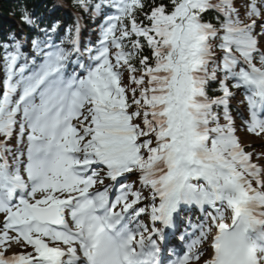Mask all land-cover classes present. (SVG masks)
I'll return each mask as SVG.
<instances>
[{
  "label": "snow or ice",
  "instance_id": "1",
  "mask_svg": "<svg viewBox=\"0 0 264 264\" xmlns=\"http://www.w3.org/2000/svg\"><path fill=\"white\" fill-rule=\"evenodd\" d=\"M70 3L0 41V264H264V0Z\"/></svg>",
  "mask_w": 264,
  "mask_h": 264
},
{
  "label": "trees",
  "instance_id": "2",
  "mask_svg": "<svg viewBox=\"0 0 264 264\" xmlns=\"http://www.w3.org/2000/svg\"><path fill=\"white\" fill-rule=\"evenodd\" d=\"M37 1L35 4L33 2ZM46 3L50 0H45ZM68 5L69 9L76 13L77 10L71 6L70 0H64ZM26 0H0V22L7 23L5 32L2 33L0 41H3L8 34L19 31L20 20H19V9L24 5ZM41 0H27L28 6L30 8H35V10H39L37 14H43V9L46 8V5L42 3L40 5ZM53 4V3H52ZM54 5V4H53ZM86 24L90 26V20H85ZM10 27V28H8ZM24 31H28L26 28ZM8 33V34H7ZM0 36V37H1ZM3 73L0 71V76Z\"/></svg>",
  "mask_w": 264,
  "mask_h": 264
},
{
  "label": "rangeland",
  "instance_id": "3",
  "mask_svg": "<svg viewBox=\"0 0 264 264\" xmlns=\"http://www.w3.org/2000/svg\"><path fill=\"white\" fill-rule=\"evenodd\" d=\"M239 136L241 137L243 143H251V148H258L260 153H264V138H256L251 135L249 136L247 133L240 134ZM246 150H249V148Z\"/></svg>",
  "mask_w": 264,
  "mask_h": 264
},
{
  "label": "bare ground",
  "instance_id": "4",
  "mask_svg": "<svg viewBox=\"0 0 264 264\" xmlns=\"http://www.w3.org/2000/svg\"><path fill=\"white\" fill-rule=\"evenodd\" d=\"M37 1L33 2V4H35Z\"/></svg>",
  "mask_w": 264,
  "mask_h": 264
}]
</instances>
